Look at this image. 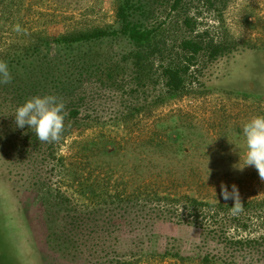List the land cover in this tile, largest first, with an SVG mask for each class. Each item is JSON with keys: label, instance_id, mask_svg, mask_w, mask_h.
<instances>
[{"label": "rangeland", "instance_id": "1", "mask_svg": "<svg viewBox=\"0 0 264 264\" xmlns=\"http://www.w3.org/2000/svg\"><path fill=\"white\" fill-rule=\"evenodd\" d=\"M171 2L142 0L145 23L159 32V60L184 59V38L203 46L177 97L156 103L153 82L137 88L87 78L82 118L56 146L52 163L45 160L50 150L32 147L23 129L13 127L0 100V264H68L56 259L47 238L59 240L71 229L73 237L87 230L116 238L77 264H210L193 250L183 259L157 255L161 236L194 240L196 233L179 225L145 227L137 192L146 187L223 200V183L229 191L235 184L240 200L264 195L254 167L236 168L246 152L243 124L264 115V0H184L177 11ZM116 7L117 0H0V55L58 34L117 28ZM17 23L27 34L12 30ZM215 45L227 51L211 59ZM102 48L117 56L129 46L109 39ZM41 182L63 187L77 206L76 224L47 213Z\"/></svg>", "mask_w": 264, "mask_h": 264}, {"label": "trees", "instance_id": "2", "mask_svg": "<svg viewBox=\"0 0 264 264\" xmlns=\"http://www.w3.org/2000/svg\"><path fill=\"white\" fill-rule=\"evenodd\" d=\"M170 1V9L177 11L182 8L184 0ZM145 14L146 5L142 0H117V28L95 27L58 34L43 38L39 44L22 46L11 55H0V60L7 62L13 76L10 84L0 86V100L8 105L14 128L18 129L13 117L15 109L32 96L55 94L65 104V129L59 141L40 142L27 126L21 132L32 147L45 146L50 150L45 156L48 163L56 158V146L65 141L74 124L82 118L84 94H81V88L85 91L87 78L106 80L114 86L129 82L137 88L153 82L159 87L156 103L175 98L184 89L185 74L202 51V44L196 39L184 38L180 42L184 59L177 62L159 60V32L154 25L145 23ZM184 22L188 24V20ZM109 39H123L129 48L111 56L102 48L103 42ZM226 49L220 45L212 46L209 57L214 59L224 55ZM58 160V165L64 168L62 156ZM41 188L47 213L48 209L52 210L63 222L76 224L73 209L77 206L63 187L56 183L44 187L41 182ZM136 198L143 204L140 215L145 220V227L179 225L196 233L194 240L161 236L157 255L183 259L189 257L186 256L188 251L193 250L199 252L200 260L210 264H264V195L241 199L242 208L237 213L231 211V200L177 195L160 189L144 187L137 192ZM77 232L75 237L76 232L71 229L59 240L47 238L57 260L77 264V259L86 252L116 242L111 233L108 237H100L94 231ZM86 232L89 233L80 234ZM153 235L154 230L148 239H153Z\"/></svg>", "mask_w": 264, "mask_h": 264}, {"label": "clouds", "instance_id": "3", "mask_svg": "<svg viewBox=\"0 0 264 264\" xmlns=\"http://www.w3.org/2000/svg\"><path fill=\"white\" fill-rule=\"evenodd\" d=\"M17 34H27L19 23L12 25ZM13 79L6 61L0 60V86L8 85ZM65 104L55 94L35 95L20 104L13 114L16 127L27 126L37 139L44 143H55L61 139L65 129ZM246 152L243 163L236 165L238 171L244 167H254L264 182V115L251 117L242 126ZM223 200L233 201L231 211L237 213L242 208L239 191L235 184L231 191L222 183L219 192Z\"/></svg>", "mask_w": 264, "mask_h": 264}]
</instances>
